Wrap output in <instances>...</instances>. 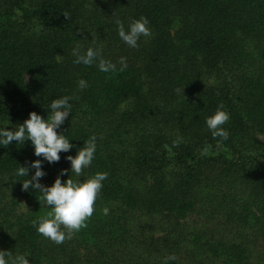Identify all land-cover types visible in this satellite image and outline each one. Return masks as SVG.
<instances>
[{
	"label": "trees",
	"instance_id": "16d2710c",
	"mask_svg": "<svg viewBox=\"0 0 264 264\" xmlns=\"http://www.w3.org/2000/svg\"><path fill=\"white\" fill-rule=\"evenodd\" d=\"M141 16L151 35L132 49L114 20ZM75 47L115 70L74 64ZM62 96L72 109L58 132L75 147L40 183L106 172L93 214L60 245L38 235L50 209L13 174L38 157L28 141L0 146V251L29 264H264V0H0V126L46 118ZM219 104L223 141L205 126ZM92 135L76 177L65 157Z\"/></svg>",
	"mask_w": 264,
	"mask_h": 264
},
{
	"label": "clouds",
	"instance_id": "9594fccd",
	"mask_svg": "<svg viewBox=\"0 0 264 264\" xmlns=\"http://www.w3.org/2000/svg\"><path fill=\"white\" fill-rule=\"evenodd\" d=\"M68 18V14H63ZM119 39L129 48L138 47V41L141 37H149L151 30L148 27L149 21L146 17L132 19L127 28L120 19L114 20ZM73 63L85 66H91L96 63L99 71H114L116 65L100 56L99 49L88 47L83 52L78 47L73 48ZM120 70L127 67L126 58L119 59ZM87 86L83 79L78 81V87L83 89ZM180 91V90H177ZM70 96H62L51 100L48 104L46 118H42L36 112H30L28 118L22 124L13 126L12 130H7L5 126H0V146H9L15 141L16 145H23L25 141L30 142L33 149V155L38 157L27 163L26 166H18L14 170V176L23 177L19 181L22 191L30 189L40 194L38 201L47 209L46 215L33 221L32 226L38 235L60 245L65 240H71L75 233L85 227L86 220L90 218L94 211V203L103 187V182L107 179L106 172H96L91 177L81 180L68 178L61 181L60 177L69 173V169H61L56 179L50 186L40 183L46 172L43 170V164L46 162L51 165L60 160V153H68L75 146L62 132H58L69 117L72 104L69 102ZM230 119V114L224 110L223 104H219L216 110L205 117V126L213 139L217 137L220 140L228 139V130L223 127ZM95 135L90 136L83 141V146L76 150L75 156L68 155L65 159L70 164V173L80 177L82 170L87 169L96 152ZM177 141L173 143H178ZM29 172H32L29 178ZM109 209H103L105 215ZM29 255L23 252L13 253L9 251H0V264H29L27 259ZM177 260L174 254L164 257L162 264H170Z\"/></svg>",
	"mask_w": 264,
	"mask_h": 264
}]
</instances>
